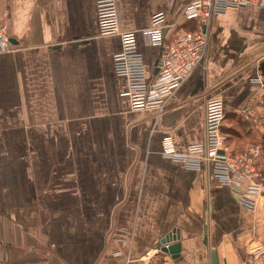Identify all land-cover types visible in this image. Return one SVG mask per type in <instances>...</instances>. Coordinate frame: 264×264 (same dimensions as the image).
Returning a JSON list of instances; mask_svg holds the SVG:
<instances>
[{
    "label": "crops",
    "instance_id": "0c3cea01",
    "mask_svg": "<svg viewBox=\"0 0 264 264\" xmlns=\"http://www.w3.org/2000/svg\"><path fill=\"white\" fill-rule=\"evenodd\" d=\"M191 1L117 0L150 79L162 49L142 31L164 12L168 45L195 28ZM260 26L251 40L237 33ZM0 28L16 42L0 44V264H211L212 251L219 264H262L251 252L264 249V196L248 211L162 150L167 136L179 154L203 141L216 94L231 149L262 140L264 10L215 17L208 58L159 113L131 111L114 69L121 39L100 36L95 0H0ZM174 230L177 259L159 251Z\"/></svg>",
    "mask_w": 264,
    "mask_h": 264
},
{
    "label": "built area",
    "instance_id": "2783aa9c",
    "mask_svg": "<svg viewBox=\"0 0 264 264\" xmlns=\"http://www.w3.org/2000/svg\"><path fill=\"white\" fill-rule=\"evenodd\" d=\"M99 34L102 37L119 36L121 51L114 56V69L119 78L126 81L123 96L130 102L134 113H159L165 107L190 73L209 56L211 50V26L215 17L229 11L244 9L264 10V0H192L185 8L183 17L193 22L192 30H179L174 39L166 44L167 16L159 12L152 16L150 27L143 30V36L151 46L162 52L158 58V72L153 79L147 75L146 61L137 42V32H122L120 28L117 0H95ZM9 43L8 35L0 28V44ZM254 82L262 84L260 78ZM244 115L257 125L262 116H256L252 107ZM243 112L240 115L243 116ZM226 110L224 99L216 94L205 101L204 139L188 147L185 154H179L172 137L163 139L162 157L181 163L191 170H201L207 178L229 187L240 205L254 211L264 196V170L260 164V145H250L241 152H235L228 143L224 122ZM168 249L169 244H163ZM264 264V249L251 252Z\"/></svg>",
    "mask_w": 264,
    "mask_h": 264
},
{
    "label": "water",
    "instance_id": "95a60500",
    "mask_svg": "<svg viewBox=\"0 0 264 264\" xmlns=\"http://www.w3.org/2000/svg\"><path fill=\"white\" fill-rule=\"evenodd\" d=\"M9 41L11 44H16L15 39L13 38H10ZM179 239L180 236L178 231L174 230L169 236L166 237L164 241V244H169V248H163L162 251L165 253H169L173 257V259H177L180 256L181 244L177 242ZM211 264H219L216 251H212L211 253Z\"/></svg>",
    "mask_w": 264,
    "mask_h": 264
},
{
    "label": "rangeland",
    "instance_id": "374dc122",
    "mask_svg": "<svg viewBox=\"0 0 264 264\" xmlns=\"http://www.w3.org/2000/svg\"><path fill=\"white\" fill-rule=\"evenodd\" d=\"M261 28V26L258 28V27H256V28H253L252 30H251V28H248V27H246V28H243V29H245L244 31H243V33L241 32V31H237V33H238V35L240 36V37H243V38H245V39H248V40H251V38H252V34L253 33H255L256 31H257V29H258V32L260 31L259 29ZM1 30H3V29H1ZM247 31H250V32H247ZM252 39H254V38H252ZM255 41V40H254ZM228 118H230V116L228 117ZM227 118V119H228ZM229 120H231V119H229Z\"/></svg>",
    "mask_w": 264,
    "mask_h": 264
},
{
    "label": "trees",
    "instance_id": "16d2710c",
    "mask_svg": "<svg viewBox=\"0 0 264 264\" xmlns=\"http://www.w3.org/2000/svg\"><path fill=\"white\" fill-rule=\"evenodd\" d=\"M259 143V144H258ZM258 143H252L253 144H256V145H260L261 146V149H262V157H261V161L264 163V136L262 138V140ZM251 145V144H250Z\"/></svg>",
    "mask_w": 264,
    "mask_h": 264
}]
</instances>
